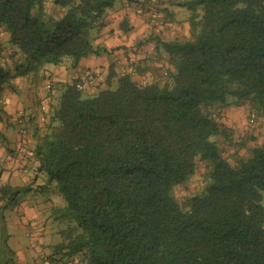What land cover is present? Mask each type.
Here are the masks:
<instances>
[{"label":"trees","instance_id":"trees-1","mask_svg":"<svg viewBox=\"0 0 264 264\" xmlns=\"http://www.w3.org/2000/svg\"><path fill=\"white\" fill-rule=\"evenodd\" d=\"M114 3L0 0V99L13 78H42L47 66L75 68L105 54L96 41ZM177 5L191 34L155 43L170 68L163 85L117 78L112 64L113 88L83 96L77 80L56 83L34 155L36 173L55 183L66 206L51 203L60 225L44 263L264 264V141L231 164L217 140L226 136L223 108L247 103L264 115V0ZM200 162L204 185L183 208L174 190ZM28 191L1 187L3 207Z\"/></svg>","mask_w":264,"mask_h":264},{"label":"rangeland","instance_id":"rangeland-1","mask_svg":"<svg viewBox=\"0 0 264 264\" xmlns=\"http://www.w3.org/2000/svg\"><path fill=\"white\" fill-rule=\"evenodd\" d=\"M183 1L167 0L163 2L159 8L162 16V25L155 27L151 24L147 8L143 3L127 0L126 7L132 8L135 15L143 17L146 29L143 32L139 30L137 36H133L131 34L134 29L133 27L131 28V32L124 34L121 30L123 21L118 24L116 23L119 32L114 39L119 42L118 38H120L121 42L119 43L120 45L112 47L110 51L111 53L117 49H121L122 51L121 54L114 55L113 60L107 66V70L103 74H99V82L93 89V94L99 90L106 89L108 86L111 88L115 87V79H112L110 82L107 81V74L111 64L117 78L124 77L122 74H125V76L130 77L133 81V77L136 76L134 82L139 86L148 84H158L161 86L165 83L170 74V68L166 67L164 58L158 55V53L156 54L155 43L157 40L184 41L189 38L191 33L187 24V14L177 5ZM44 8L50 13L53 8L51 2L47 1L44 4ZM101 24H105L104 18ZM127 24L129 25V23ZM5 41L6 38L2 30H0V43L6 45ZM126 44L128 45L126 46ZM3 54L6 56L4 59V62L7 64L6 68L12 69L13 62L8 59L9 49L7 47ZM122 70H125L126 73L122 72ZM11 72L13 73V69ZM147 76H150V79ZM49 79V76L46 74L42 78L38 77V79L33 78L31 80L26 75L13 78L12 84L14 85V90L10 87L5 88L0 99V130L2 131H0V188L5 185L10 186L8 182L14 172L13 167L16 165H20L21 167L15 169L19 185L15 188L31 189L37 183H44L45 186L36 194H29L27 192L19 194L13 204L6 205L3 208L4 210L1 211L6 219L13 217L16 204L23 200L40 201L41 205L44 203L51 205L52 203L57 209H63L66 206L64 199L57 191L55 183L46 185L45 174L36 173L38 166L34 155L36 136L38 133H43V125L47 121L46 114L48 115L49 111L48 104L55 99L57 92H60L56 83H48ZM48 89H50L49 92ZM82 95L89 96L85 92H82ZM11 98L12 100L16 98L17 101H15L14 112L8 114L6 111H10L12 108L8 105L9 102L7 101ZM10 105L13 104L11 103ZM29 110L30 113L28 112ZM219 113L218 121L224 129L226 136L220 137L217 140L222 149L223 157L231 164H234L236 159L247 155L249 148L264 141V115L256 114L247 103L242 106L232 105L223 108ZM252 113L256 114V120L253 122L250 121ZM17 116H22L23 122L18 126L15 121ZM21 126H25V129L20 133ZM2 137H4V140ZM18 143L21 146L19 148H17ZM23 145L24 147H22ZM26 169L27 171H25ZM206 169L205 164L198 163L197 171L190 180L184 185L175 188L174 195L183 208L186 201L203 187ZM22 178H28L29 181H22ZM38 186L35 188H40ZM4 201L5 198L2 197V193L0 192V210L4 206ZM262 204L264 206V200ZM48 210L45 211L47 213L46 216H49V226H51L52 222L54 224L52 229L55 230L57 225H60V221H54L51 206Z\"/></svg>","mask_w":264,"mask_h":264},{"label":"crops","instance_id":"crops-1","mask_svg":"<svg viewBox=\"0 0 264 264\" xmlns=\"http://www.w3.org/2000/svg\"><path fill=\"white\" fill-rule=\"evenodd\" d=\"M126 2L127 0H115L113 8L105 14V24L96 43L103 46L107 52L100 56H91L83 59L75 68L64 66L56 68L47 66L45 74L49 76L53 83L69 84L73 80H77L79 83V74L85 70L103 74L107 70V66L113 60V56L121 54L122 51L121 49H117L116 51L113 50V53L110 51L112 47L117 46L121 42L120 38H118L119 42L114 39L119 32L117 28L119 22L127 20L129 27L134 28L131 33L133 36H137L139 30L143 32L144 29H146V25L143 23V17L135 15L132 8L126 7ZM127 45L128 44H126V46ZM135 77L136 76L133 77V81L136 79ZM147 77L150 79V76ZM84 92L91 95L94 90L92 88H86ZM13 99L14 100L11 98L7 101L9 102L8 105L12 108L10 111H6L8 114L13 113L15 110V101H17V99ZM11 103L13 105H10ZM28 112L30 113V110ZM19 147L21 146L18 143L17 148ZM22 147H24V145ZM20 167V165L13 167L14 172L8 182L12 188L19 186L15 169ZM25 171H27V169ZM31 173L34 174L33 171H31ZM25 180L26 182L29 181L28 178H22V181ZM37 185H39L38 187L40 188H35ZM42 185L44 186V183H37L36 186L31 189L29 188L27 193L36 194L44 188H41ZM50 206L49 203L41 205L40 201H19L14 208L13 217L8 219H6L1 212L4 210L2 206V210H0V246H6V249L0 250V264H51L47 262L44 263V259L42 260V256H47V253L50 251L49 245L52 239L55 240L56 238V234L52 229L54 224L51 222V226H49V217L46 216L47 213L45 211L50 209ZM31 242H33V246H31Z\"/></svg>","mask_w":264,"mask_h":264},{"label":"built area","instance_id":"built-area-1","mask_svg":"<svg viewBox=\"0 0 264 264\" xmlns=\"http://www.w3.org/2000/svg\"><path fill=\"white\" fill-rule=\"evenodd\" d=\"M139 3H143L148 11V16L150 19V22L155 27H160L162 25V16L159 12V8L161 7V4L167 0H134ZM122 72L126 73L125 70H122ZM122 76H125V74H122ZM99 82V73L92 72V71H82L79 74V83H77V88L80 91H84L86 88H92L95 87ZM50 89H48V92ZM255 120V115H250V121L253 122ZM17 123L20 125L22 124V118L18 117ZM22 132L21 130L19 131ZM31 246H33V242H31Z\"/></svg>","mask_w":264,"mask_h":264}]
</instances>
